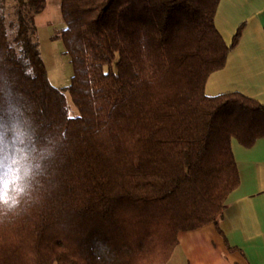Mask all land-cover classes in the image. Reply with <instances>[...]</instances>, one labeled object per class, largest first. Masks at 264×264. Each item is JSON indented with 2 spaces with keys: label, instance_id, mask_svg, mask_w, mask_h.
Wrapping results in <instances>:
<instances>
[{
  "label": "trees",
  "instance_id": "trees-1",
  "mask_svg": "<svg viewBox=\"0 0 264 264\" xmlns=\"http://www.w3.org/2000/svg\"><path fill=\"white\" fill-rule=\"evenodd\" d=\"M6 1L0 165L26 157L29 171L0 203V264H166L178 233L217 228L239 185L231 141L264 139L263 104L204 92L244 25L228 45L220 0H60L50 40L72 76L59 90L35 38L46 0Z\"/></svg>",
  "mask_w": 264,
  "mask_h": 264
},
{
  "label": "crops",
  "instance_id": "crops-1",
  "mask_svg": "<svg viewBox=\"0 0 264 264\" xmlns=\"http://www.w3.org/2000/svg\"><path fill=\"white\" fill-rule=\"evenodd\" d=\"M44 11L41 18H49L46 5ZM241 24L238 44L224 68L209 76L204 92H238L264 105V0L219 1L215 26L226 44ZM231 150L239 185L227 197L217 228L178 233L166 264H264V139L250 148L232 140Z\"/></svg>",
  "mask_w": 264,
  "mask_h": 264
},
{
  "label": "rangeland",
  "instance_id": "rangeland-1",
  "mask_svg": "<svg viewBox=\"0 0 264 264\" xmlns=\"http://www.w3.org/2000/svg\"><path fill=\"white\" fill-rule=\"evenodd\" d=\"M12 4V0H7L4 4L9 13L12 12ZM30 9V12H32L33 8ZM46 9H48L49 18H41V13L34 16V19L38 17V23L40 24L39 26L35 22V38L37 39L39 51L47 70L49 83L56 89L64 90L70 84V78L72 76L70 59L64 52L61 40H50L51 36L58 34L65 28L60 14V0H46ZM46 11L43 14L47 16ZM64 94L67 102L68 115L70 117L77 116L78 112L71 103L68 94L66 92Z\"/></svg>",
  "mask_w": 264,
  "mask_h": 264
},
{
  "label": "clouds",
  "instance_id": "clouds-1",
  "mask_svg": "<svg viewBox=\"0 0 264 264\" xmlns=\"http://www.w3.org/2000/svg\"><path fill=\"white\" fill-rule=\"evenodd\" d=\"M26 157H9L0 165V203H15L28 174Z\"/></svg>",
  "mask_w": 264,
  "mask_h": 264
}]
</instances>
